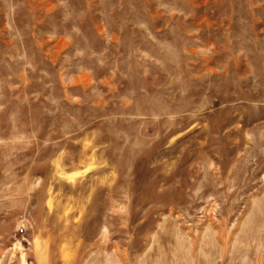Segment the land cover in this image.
Returning <instances> with one entry per match:
<instances>
[{"label":"rangeland","instance_id":"374dc122","mask_svg":"<svg viewBox=\"0 0 264 264\" xmlns=\"http://www.w3.org/2000/svg\"><path fill=\"white\" fill-rule=\"evenodd\" d=\"M0 264H264V0H0Z\"/></svg>","mask_w":264,"mask_h":264}]
</instances>
